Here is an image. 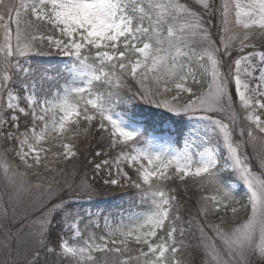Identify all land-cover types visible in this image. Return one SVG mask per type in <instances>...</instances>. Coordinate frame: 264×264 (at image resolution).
<instances>
[{
  "label": "snow or ice",
  "instance_id": "6c2138e0",
  "mask_svg": "<svg viewBox=\"0 0 264 264\" xmlns=\"http://www.w3.org/2000/svg\"><path fill=\"white\" fill-rule=\"evenodd\" d=\"M0 179V264H264V0H0Z\"/></svg>",
  "mask_w": 264,
  "mask_h": 264
},
{
  "label": "trees",
  "instance_id": "16d2710c",
  "mask_svg": "<svg viewBox=\"0 0 264 264\" xmlns=\"http://www.w3.org/2000/svg\"><path fill=\"white\" fill-rule=\"evenodd\" d=\"M5 188H4V182L2 179H0V192H4ZM84 205L86 207L90 206L87 202H83ZM26 204V201H25ZM93 210L95 209V207H101V208H105L111 211H116L117 209H125L128 207V205L121 200L120 196L118 194L112 195V196H104V197H96L94 199V201L92 202ZM189 208H191V202L189 203ZM13 228V231L15 230V228L18 225H10ZM193 243H195V241H192ZM3 255L0 254V259H3ZM197 261H199L200 257L197 255L196 256Z\"/></svg>",
  "mask_w": 264,
  "mask_h": 264
},
{
  "label": "rangeland",
  "instance_id": "374dc122",
  "mask_svg": "<svg viewBox=\"0 0 264 264\" xmlns=\"http://www.w3.org/2000/svg\"><path fill=\"white\" fill-rule=\"evenodd\" d=\"M102 197H104V196H102ZM86 207V206H85ZM119 210H121V209H117L116 211H119ZM115 212V211H114Z\"/></svg>",
  "mask_w": 264,
  "mask_h": 264
}]
</instances>
